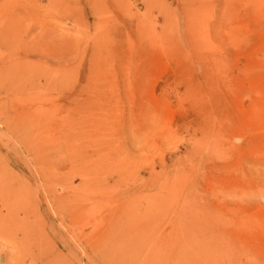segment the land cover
<instances>
[{
    "label": "rangeland",
    "instance_id": "obj_1",
    "mask_svg": "<svg viewBox=\"0 0 264 264\" xmlns=\"http://www.w3.org/2000/svg\"><path fill=\"white\" fill-rule=\"evenodd\" d=\"M121 261L264 264V0H0V264Z\"/></svg>",
    "mask_w": 264,
    "mask_h": 264
},
{
    "label": "bare ground",
    "instance_id": "obj_2",
    "mask_svg": "<svg viewBox=\"0 0 264 264\" xmlns=\"http://www.w3.org/2000/svg\"><path fill=\"white\" fill-rule=\"evenodd\" d=\"M21 111V110H20ZM20 113V112H19ZM127 204V203H126ZM123 205H125V204H123ZM124 208V207H123ZM126 208H127V206H126ZM125 209V208H124ZM123 209V210H124ZM116 248V247H115ZM117 250V249H116ZM116 250H115V252H116ZM124 261V260H123ZM109 263V262H108ZM124 264L122 261L121 262H110L109 264Z\"/></svg>",
    "mask_w": 264,
    "mask_h": 264
}]
</instances>
